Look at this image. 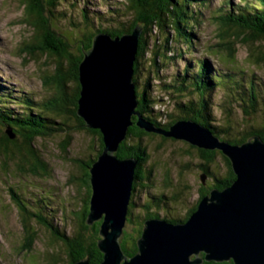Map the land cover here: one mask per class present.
I'll use <instances>...</instances> for the list:
<instances>
[{
	"label": "trees",
	"instance_id": "16d2710c",
	"mask_svg": "<svg viewBox=\"0 0 264 264\" xmlns=\"http://www.w3.org/2000/svg\"><path fill=\"white\" fill-rule=\"evenodd\" d=\"M21 1L24 8L32 2L33 8L28 7V11L34 17L32 22L24 10L22 24H28L33 29V40L24 43L21 51L29 54L27 58L33 55L36 59L32 49L57 57L54 67L56 82L51 88L52 92L46 93L45 101L41 102L32 93H22L6 87L0 81V164L6 166L17 158L15 166L19 172H25L27 166L33 168V172L35 168L45 171V165L32 147L36 140L60 135L68 138L72 132L86 131L98 143V149L90 147L92 154L81 162V170H85L86 174L82 173L80 179L87 189V195L80 200V210L59 209L61 205L57 206L51 198L42 197L38 192L23 196L11 192L10 198L23 219L25 244L21 251L26 254L31 252L37 235L28 225L27 221L32 220L51 233L66 249L65 264L102 262L103 255L97 247L102 221L88 224L92 194L88 169L98 159L104 145L100 132L86 128L77 115L80 90L78 66L83 53L91 47V37L96 34L121 37L134 29H142L133 64L138 103L135 110L156 128L167 130L177 120H189L206 128L219 142L230 146L242 145L254 137L264 142V82L255 73L238 70L231 63L219 67L210 62V55L195 61L192 58L184 59L182 68L176 65L177 59H182L181 50L176 45H182L185 54L193 52L198 44V29L207 10L218 29V41L208 49L215 50L218 58L222 56L231 61L236 53L235 47L246 45L252 64L264 72L263 47L257 45L264 44V0H218L212 8V0H70L72 7L79 6L73 13L60 9L66 0ZM125 16L131 18L127 22L129 25L123 23ZM154 35L155 39L152 37ZM168 65L174 70L165 75L163 73ZM52 82L49 76H41L43 86ZM153 91L164 93L173 102L172 115L155 108L159 102L158 96H153ZM218 95H221L219 99L215 97ZM9 103L13 106H8ZM251 118L256 119L253 125L247 124ZM131 122L134 125L128 128L125 139L119 143L115 153L120 160L136 162L125 225L130 230L124 228L119 238L120 248L126 257H133L137 253L136 243L146 219L160 218L166 222L184 223L212 189L222 190L235 179L228 159L220 151L201 150L185 143L189 149L185 153L193 150L200 162L193 164L188 159L186 164L179 166L180 169H197L208 179V182L201 183L198 199L181 216H173L171 212L172 203L179 199V194H168L166 191L145 193L143 199L136 200L137 187L155 182L154 171L149 166L150 156L143 141L146 138L156 139L159 149L176 142L138 129L135 115ZM5 129L11 131L13 139ZM64 146H67V139L60 144V147L67 149ZM220 165L226 169L224 175L218 177L214 166ZM198 257L203 259L201 264H233L231 261H205L202 253ZM61 260L58 253L51 252L45 261L47 264H61Z\"/></svg>",
	"mask_w": 264,
	"mask_h": 264
},
{
	"label": "water",
	"instance_id": "95a60500",
	"mask_svg": "<svg viewBox=\"0 0 264 264\" xmlns=\"http://www.w3.org/2000/svg\"><path fill=\"white\" fill-rule=\"evenodd\" d=\"M31 4L25 10L33 22L28 11ZM139 37V29L121 37L96 34L78 66L77 115L86 128L100 132L104 145L88 169L92 193L88 224L102 221L97 243L103 255L100 264H201L200 253L205 261L264 264V142L254 137L230 146L193 121L177 120L165 130L143 119L135 110L133 70ZM133 115L137 117L135 126L145 133L220 151L235 179L222 190L212 189L184 223L146 219L136 243L137 253L126 257L119 238L128 218L136 162L120 160L115 153L134 125ZM6 132L14 138L11 131ZM205 179L202 177V184Z\"/></svg>",
	"mask_w": 264,
	"mask_h": 264
},
{
	"label": "rangeland",
	"instance_id": "374dc122",
	"mask_svg": "<svg viewBox=\"0 0 264 264\" xmlns=\"http://www.w3.org/2000/svg\"><path fill=\"white\" fill-rule=\"evenodd\" d=\"M113 1L121 2V0ZM217 2L218 0H212L211 8L216 6ZM71 3L70 0H66L60 5V9L66 13L75 12L79 6L74 8ZM24 9L21 0H0V77L6 82V87L9 86L15 90L23 89L36 96L37 100L44 102L46 93L52 92L51 88L56 82L54 67L57 57L40 54L38 50L32 49L31 52L35 53L36 59L33 55L27 58L29 54L21 51L24 43H31L33 40V29L28 24L26 26L22 24L25 19ZM208 13L207 10L204 11L200 30L198 29L197 32L198 44L193 52L185 54L184 47L176 45V48L181 50L182 56V59L176 61L177 67H183L184 59L192 58L195 61L210 55L209 60L214 65L217 64V66L222 67L224 63H231L238 70L255 73L256 77L264 82V72L252 64L249 48L246 45L235 47L236 53L231 61L225 60L222 56L218 58L215 55V50L208 49V46L218 41L216 39L217 24L212 23L215 21H211V16ZM123 21L129 25L127 22L131 21V18L125 16ZM139 31L141 35L142 29L140 28ZM152 37L155 39V35ZM152 37L151 39H153ZM257 45L263 47L264 52V44ZM178 54L180 55V53ZM149 57L151 58V52ZM173 70L174 68L168 65L163 74L168 75ZM42 75L49 76L53 82L43 86L41 83ZM153 96H158L159 105L155 107L158 111L173 114V102L169 98L167 99L164 93L153 91ZM220 96L215 97L219 99ZM8 106H13V104L9 103ZM215 114L218 117V112ZM237 118L239 119L240 115ZM250 121L247 124L256 123V119L251 118ZM64 136L36 140L35 143H32L36 156L46 167L45 171L35 168V172H33V168L27 166L25 172H19L15 166L18 162L17 158L8 162L6 166L0 164V264H47L45 260L49 258L51 252L60 255L61 264L66 263V249L51 233L32 220L27 222L29 227L37 232L36 239L33 242L31 252L26 254L21 251L25 244L23 219L18 207L13 203L14 200L10 198L13 191L22 196L34 191L33 193L38 192L42 197L51 198L57 206L61 205L59 209L80 210L82 205L80 200L83 195H87V189L80 179L82 174L81 162L87 160V157L92 154L90 147L95 146L97 148L98 143L94 142L93 136L86 131L72 132L68 138L66 136L63 138ZM65 139H67V146L64 147L67 149L60 147ZM157 142L156 139L149 140L148 138L143 141L150 156L149 166L154 171L155 182L151 185L143 184L144 186L137 187L134 198L140 200L145 197V193L155 194L160 191H166L168 194H179V199L172 203L171 212L173 216L184 215L191 204L198 199L201 179L204 176L197 169L188 170L184 168V170L180 169L179 166L186 164L188 159L193 164L200 161H198L193 150L188 154L185 153L189 149L182 142L176 141L177 143L169 144L163 149L157 147ZM214 167V172L218 177L224 175L226 167L221 165ZM205 181L208 182V179L206 178ZM125 229L129 231L130 227L126 226Z\"/></svg>",
	"mask_w": 264,
	"mask_h": 264
},
{
	"label": "clouds",
	"instance_id": "9594fccd",
	"mask_svg": "<svg viewBox=\"0 0 264 264\" xmlns=\"http://www.w3.org/2000/svg\"><path fill=\"white\" fill-rule=\"evenodd\" d=\"M0 80L3 82L4 80L3 79H1V77H0ZM18 91V90H17ZM22 93H29L28 91H25V90H20ZM9 130V129H8Z\"/></svg>",
	"mask_w": 264,
	"mask_h": 264
},
{
	"label": "flooded vegetation",
	"instance_id": "af4514ba",
	"mask_svg": "<svg viewBox=\"0 0 264 264\" xmlns=\"http://www.w3.org/2000/svg\"><path fill=\"white\" fill-rule=\"evenodd\" d=\"M81 172H82L83 174H86L85 170H84V171L82 170Z\"/></svg>",
	"mask_w": 264,
	"mask_h": 264
}]
</instances>
